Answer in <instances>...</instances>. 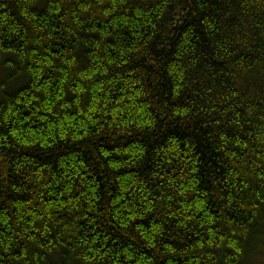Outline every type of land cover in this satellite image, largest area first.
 <instances>
[{
	"label": "trees",
	"instance_id": "1",
	"mask_svg": "<svg viewBox=\"0 0 264 264\" xmlns=\"http://www.w3.org/2000/svg\"><path fill=\"white\" fill-rule=\"evenodd\" d=\"M264 0H0V264H263Z\"/></svg>",
	"mask_w": 264,
	"mask_h": 264
},
{
	"label": "rangeland",
	"instance_id": "2",
	"mask_svg": "<svg viewBox=\"0 0 264 264\" xmlns=\"http://www.w3.org/2000/svg\"><path fill=\"white\" fill-rule=\"evenodd\" d=\"M263 252H264V248H263ZM263 258H264V256H263ZM262 261H263V264H264V259Z\"/></svg>",
	"mask_w": 264,
	"mask_h": 264
}]
</instances>
